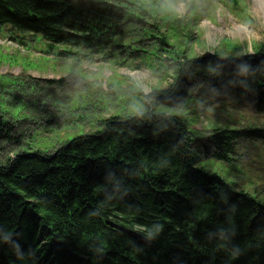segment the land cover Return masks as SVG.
<instances>
[{"label":"trees","instance_id":"trees-1","mask_svg":"<svg viewBox=\"0 0 264 264\" xmlns=\"http://www.w3.org/2000/svg\"><path fill=\"white\" fill-rule=\"evenodd\" d=\"M171 1L0 0V37L21 47L37 41L46 56L100 57L120 68L139 60L175 80L153 95L162 113L100 121L91 135L19 153L0 168V264H264V205L197 168L202 157L230 161L243 141L264 144V128H217L191 140L188 122L206 117L199 107L207 89L213 101L237 99L264 116V52L239 58L222 41V50L198 57ZM172 15L175 22L164 20ZM133 34L140 40L131 44ZM23 82L0 76V89ZM8 128L0 115V139L18 144ZM106 221L139 230L148 245Z\"/></svg>","mask_w":264,"mask_h":264},{"label":"rangeland","instance_id":"rangeland-1","mask_svg":"<svg viewBox=\"0 0 264 264\" xmlns=\"http://www.w3.org/2000/svg\"><path fill=\"white\" fill-rule=\"evenodd\" d=\"M258 1L262 0H173L168 11L175 12L176 24L182 25L180 29L196 40L192 47L198 57L219 52L223 41L234 46V56L244 58L255 56L259 50L264 52V11ZM168 19L175 22L173 15L164 17L165 21ZM158 25V35H167V28ZM173 39L169 38L170 45ZM136 40H140L136 34L129 36L131 44ZM41 50L43 48L37 41L30 43L29 47H21L0 37V76L19 77L26 81L15 90L13 87L0 89V115L13 125L11 131L16 137L20 138L22 133L23 140L33 139L28 151L57 149L70 138L69 135H91L101 129L100 121L112 117L122 120L147 110L150 114L162 113L161 108L156 107L153 95L157 90L168 91L175 84L171 70L153 72L139 60L120 68L100 57L74 56L75 59L71 56V59L46 56ZM228 57V53L220 55L221 60ZM28 78L39 80L42 89L49 88L54 92L46 95V91L28 84ZM56 81H64V85L49 87L48 82ZM189 88L193 95H199L194 83ZM205 92L202 97L204 106L199 110L206 117L197 119L189 115L187 119L191 140L206 137L217 128H264V116L256 114L246 102L231 98L213 101L211 91L207 89ZM46 107L53 110L55 107L58 112H51L48 116L43 111ZM53 113L56 116L53 117ZM39 119L40 123L43 122L39 127L31 124ZM28 133H32V137L28 138ZM9 153L15 152L10 150ZM197 168L218 176L234 191L246 193L264 205V144L261 142H241L228 162L202 157Z\"/></svg>","mask_w":264,"mask_h":264},{"label":"bare ground","instance_id":"bare-ground-1","mask_svg":"<svg viewBox=\"0 0 264 264\" xmlns=\"http://www.w3.org/2000/svg\"><path fill=\"white\" fill-rule=\"evenodd\" d=\"M258 3L260 5L261 11L263 12L264 11V0L258 1ZM51 110H52V112L54 111L53 109H50V108L46 109V111H48V112H51ZM42 123H40V119H39L36 122L31 123V124L39 127ZM8 125H9L8 129L10 130L11 135L16 137V135L14 133H12V131H11L14 128L13 125H11L9 123H8ZM27 136H29L28 138L32 137V133H28ZM22 137H23L22 133L20 134V138L16 137L19 139V142H18V144H15V145L13 143H8L5 139H0V143L3 144L2 146H0V160H1L0 163L4 164V163L9 162L8 166L0 165V168H2V169L8 168L10 166V164L14 161L16 156H19V153L31 154V153L39 151V150L28 151V150H31L30 144L32 143L33 139L32 138H31L32 140L26 139V141H25L22 139ZM10 150H13V152H15V153L11 155V153H9Z\"/></svg>","mask_w":264,"mask_h":264},{"label":"water","instance_id":"water-1","mask_svg":"<svg viewBox=\"0 0 264 264\" xmlns=\"http://www.w3.org/2000/svg\"><path fill=\"white\" fill-rule=\"evenodd\" d=\"M105 225L139 246L146 247L148 245V240L136 229L124 228L112 221H106Z\"/></svg>","mask_w":264,"mask_h":264}]
</instances>
